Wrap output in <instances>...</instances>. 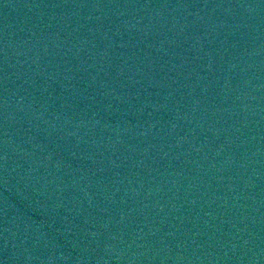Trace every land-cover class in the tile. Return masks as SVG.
Masks as SVG:
<instances>
[{
    "label": "water",
    "instance_id": "95a60500",
    "mask_svg": "<svg viewBox=\"0 0 264 264\" xmlns=\"http://www.w3.org/2000/svg\"><path fill=\"white\" fill-rule=\"evenodd\" d=\"M0 264H264V0H0Z\"/></svg>",
    "mask_w": 264,
    "mask_h": 264
}]
</instances>
